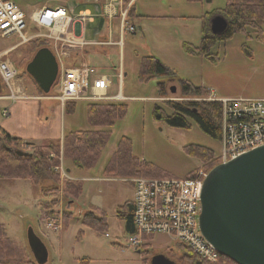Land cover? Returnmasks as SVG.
<instances>
[{"label": "rangeland", "instance_id": "rangeland-1", "mask_svg": "<svg viewBox=\"0 0 264 264\" xmlns=\"http://www.w3.org/2000/svg\"><path fill=\"white\" fill-rule=\"evenodd\" d=\"M11 1L28 17L43 6L72 7L74 12L90 7L89 0ZM226 3L227 0H137L133 7L142 17L132 20L135 32L126 30L121 45L93 46L99 52L96 74L105 75L111 81L109 95L121 90L126 98L114 103L125 104V114L116 119L110 128L108 141L93 168L78 169L62 156L59 157V164H63L66 174L59 173V189L48 197L29 180L13 179L0 183V223L16 245L32 255L26 240V231L31 227L47 248L45 264H152V259L158 255L174 264H189L187 260L180 259L183 253L180 244L167 235L156 234L145 238L144 254L141 253L142 248L128 246L130 233L125 232L124 222L117 217V208L133 199L131 178L115 175L104 177V169L122 138H128L132 156L151 163L162 175L184 178L196 169L207 173L198 159L188 155L184 148L190 145L206 147L218 159L220 141L204 134L192 121L189 129L173 128L156 121L152 115L154 105L170 113L164 103L203 100L185 95L183 84L205 88L218 99L264 98V42L254 38L245 40L243 34L236 33L225 41L215 43L210 49V58L191 55L186 50L187 44L199 45L204 19H210ZM109 28L112 30L111 37ZM118 28V19H114L110 26L108 23L100 26L96 21L86 27L85 39L117 41L120 39ZM33 34L47 33L29 24L27 36ZM40 44L53 51L54 43L43 36L22 44L16 34L0 36V53L10 49L5 58L13 63L19 73L14 82L15 90L20 87L26 91L32 89L42 95L25 71L35 53L34 47ZM143 57L158 60L165 68L166 75L140 80ZM62 68L60 63L59 70ZM53 86L47 95H58L59 84ZM171 87L175 88L174 92H171ZM4 93L7 94V91ZM11 102L0 98V127L5 119L4 110H8ZM87 103L86 100H78L73 111L64 110L65 134L103 129L88 122ZM34 145L38 146L39 143ZM25 150L29 152L32 147ZM67 169L70 171L67 172ZM66 181L81 185L77 200L71 201L64 195ZM91 204L106 214L107 227L102 232H96L79 221L93 208L98 209L94 206L89 208ZM49 222L59 227L48 228ZM80 231L81 236L78 234ZM105 233L109 237L106 238Z\"/></svg>", "mask_w": 264, "mask_h": 264}, {"label": "trees", "instance_id": "trees-1", "mask_svg": "<svg viewBox=\"0 0 264 264\" xmlns=\"http://www.w3.org/2000/svg\"><path fill=\"white\" fill-rule=\"evenodd\" d=\"M215 15H221L228 23L227 30L220 35H213L209 30L210 19ZM134 17L141 18L142 16L135 14V9L131 4L125 21L132 24L129 21ZM210 19L208 17L202 23V37L199 45H186L189 54L210 58V49L215 43L225 41L236 33L243 34L245 40L254 38L258 42H264V0H227L225 7L215 12ZM43 47L48 46L37 45L34 47V52ZM165 75V68L154 57L142 58L139 71L140 80H149ZM55 83L54 86L58 84V78ZM37 89L40 94L45 95L38 87ZM182 89L185 95L203 98V100L164 103L170 113H167L165 108L154 105L153 118L170 127L180 129H189L190 121H192L204 134L220 141L221 103L208 100L210 91L205 88L193 87L186 83L182 85ZM4 92L5 89L0 80V96H4ZM74 106V102H67L64 104V109L72 111ZM125 111L126 105L121 102H88V122L94 127L103 129L70 132L61 141H50L38 146L30 142H23L20 138L10 136L0 130V183L13 179H24L31 181L40 193L47 197L49 194L57 192L60 174L54 168L59 165V157L62 156L71 166L78 169L93 168L99 159L101 150L108 141L110 128L116 119L123 117ZM28 146L32 147L29 152L25 150ZM17 150L28 152L30 156L19 157L14 153ZM184 150L188 155L198 159L200 166H204L207 172L219 164L214 152L206 147L190 145L186 146ZM195 171L186 177H192ZM114 175L130 178H167L166 175L160 174L151 163L140 161L132 156L128 138H122L105 166L104 177ZM63 191L71 201L77 200L81 194V185L77 182L66 181ZM96 211H98L97 214L94 213ZM117 217L124 222L125 232L132 234L134 232L132 201H127L117 208ZM79 221L96 232H102L107 227L105 212L95 208L84 214ZM78 234L81 236L82 231ZM143 247H141L142 254L146 252ZM180 248L183 252L180 259L187 260L189 264H236L221 255L218 262H207L186 246L180 244ZM0 264H36L32 255L8 237L5 226L1 223Z\"/></svg>", "mask_w": 264, "mask_h": 264}, {"label": "built area", "instance_id": "built-area-1", "mask_svg": "<svg viewBox=\"0 0 264 264\" xmlns=\"http://www.w3.org/2000/svg\"><path fill=\"white\" fill-rule=\"evenodd\" d=\"M118 4L119 1H109L105 5L107 17L119 20L120 39L117 41L110 39L87 42L75 34L76 23L92 22L95 14L91 11L80 10L74 13L65 8L43 7L34 10L28 17L11 0H0V36L16 34L20 38V44L43 36L59 46L63 57L69 50L87 45H121L125 31L133 33L135 26L125 21L129 7L118 12L117 7L121 6V2L119 6ZM97 12L101 15L99 9ZM29 24L47 34L27 36ZM8 52L10 49L0 53V80L7 91V94L0 98L14 101L24 98L25 95L14 89L18 71L13 63L5 58ZM60 63L58 60L59 67ZM58 84L59 93L55 98L62 105L78 100L115 102L125 98L118 93L109 95L108 89L111 85L109 78L97 75L93 67L84 63L74 67L63 66L58 73ZM209 100L221 103L219 164L264 145V98ZM62 165L60 163L54 169L65 175ZM206 175V172L197 169L192 177L131 178L134 232L127 239L128 246L140 249L144 246L145 238L162 234L186 246L201 259L211 263L218 262L220 254L203 237L198 223L201 211L200 194ZM47 227L58 228L59 225L49 222ZM104 235L106 238L109 237L107 233Z\"/></svg>", "mask_w": 264, "mask_h": 264}, {"label": "water", "instance_id": "water-1", "mask_svg": "<svg viewBox=\"0 0 264 264\" xmlns=\"http://www.w3.org/2000/svg\"><path fill=\"white\" fill-rule=\"evenodd\" d=\"M227 28L221 15L210 19L211 34L220 35ZM58 69L56 56L43 47L34 53L25 71L42 93L48 94ZM14 153L30 156L24 151ZM200 203V232L221 256L236 264H264V145L212 168L203 180ZM26 240L35 263L45 264L47 248L31 227ZM152 264L174 263L158 255Z\"/></svg>", "mask_w": 264, "mask_h": 264}, {"label": "crops", "instance_id": "crops-1", "mask_svg": "<svg viewBox=\"0 0 264 264\" xmlns=\"http://www.w3.org/2000/svg\"><path fill=\"white\" fill-rule=\"evenodd\" d=\"M109 1H116V2L119 1V4L121 2V6H119L118 4L119 7H117V10L119 12L124 8L129 7L131 4H133L134 6V3L137 0H89L90 7L88 6L84 7L82 9H79L78 11L80 10L91 11L93 12V14H95L94 18L92 22H85L82 24L76 23L75 34L81 36L84 40H86L85 31L87 26L94 24L96 21H99L100 26L106 23H108V25L110 26L114 21V19H109L105 14V5ZM56 8H64V7L58 6ZM65 9L68 10L69 12H74V9L72 7L69 9L68 8ZM98 9L101 15L98 14L97 12ZM78 11L74 13H77ZM135 14L142 16L141 13H137L136 11ZM132 20L129 22L133 24ZM108 33L109 36L110 33L112 34L111 28H109ZM95 40L98 39L95 38L94 40H89V41L86 40V41L93 42ZM99 41H103V40H99ZM53 52L55 53L57 60H60V62L65 67H74L84 63L87 64L88 66L93 67L95 70L97 69L96 59L98 58L99 52L95 50L92 45H87L83 48L71 49L67 52L68 54L63 57L61 56V51L59 50V46L54 43ZM17 90L20 91L22 90L21 92H24L25 97L14 101L11 100L12 102L8 106V110L7 109L4 110L5 119L2 121L0 130L9 134L10 136L20 138L23 142H30L31 144L39 143V145H43L50 141L53 142L61 141L63 137L66 135L64 132V110H65L64 105H62L55 98V95H50V94L39 95L32 89L26 91L21 87L17 88ZM117 93L123 96L120 89L119 92ZM210 98H214V97L210 95ZM71 110L73 111L74 109L72 108ZM29 147L31 146H28V148ZM68 170L70 171V169ZM100 179H107V178H100ZM91 206L100 209L95 205L91 204Z\"/></svg>", "mask_w": 264, "mask_h": 264}]
</instances>
